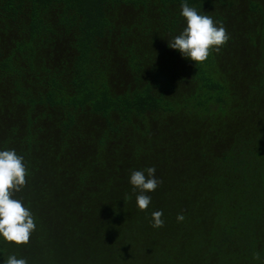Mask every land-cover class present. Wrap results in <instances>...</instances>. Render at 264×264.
Wrapping results in <instances>:
<instances>
[{"label": "trees", "instance_id": "16d2710c", "mask_svg": "<svg viewBox=\"0 0 264 264\" xmlns=\"http://www.w3.org/2000/svg\"><path fill=\"white\" fill-rule=\"evenodd\" d=\"M182 2L229 37L198 65ZM0 149L36 225L0 264H264V0H0Z\"/></svg>", "mask_w": 264, "mask_h": 264}, {"label": "clouds", "instance_id": "9594fccd", "mask_svg": "<svg viewBox=\"0 0 264 264\" xmlns=\"http://www.w3.org/2000/svg\"><path fill=\"white\" fill-rule=\"evenodd\" d=\"M180 16L184 19L183 30L167 41L169 49L177 51L181 58L198 65L204 62L211 51H219L229 39L225 28L214 23L211 16L197 12L194 7L182 2ZM156 169L148 167L130 173L128 182L135 190V203L139 210L148 208L151 193L160 181ZM27 169L24 158L14 149H0V241L14 246L26 245L35 229L33 215L23 201L13 196L26 184ZM161 211L151 214L152 227L163 225ZM183 215H177L182 221ZM2 264H28L23 257L9 255Z\"/></svg>", "mask_w": 264, "mask_h": 264}]
</instances>
